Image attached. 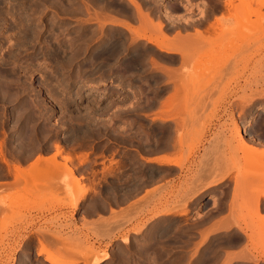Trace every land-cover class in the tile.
Segmentation results:
<instances>
[{
    "label": "rangeland",
    "instance_id": "1",
    "mask_svg": "<svg viewBox=\"0 0 264 264\" xmlns=\"http://www.w3.org/2000/svg\"><path fill=\"white\" fill-rule=\"evenodd\" d=\"M169 1L174 3L173 9L165 16L163 9L168 8ZM203 1H210L213 7L206 10L193 0L191 8L183 9L175 5L177 2L186 5V0H136L153 23H161L170 36L177 32L181 36L193 34L194 28L205 23L198 26L189 22L191 19L202 16L206 21L216 15L211 24L220 22L221 26L212 35L220 36L222 52L211 51L215 36L208 42L185 46L187 52L181 46L184 50L180 48V53L158 51L155 43L144 38L136 37L133 41L131 36L142 33L141 22L137 9L128 0H0V153L25 175L17 172L18 178L13 177L9 190L0 188V264H49L37 252V240L46 238L42 242H48L43 244H51L53 248L71 247L68 242L57 241L58 234L74 240L76 248L70 252L79 254L71 256L87 259L90 264L105 254L110 258L99 264H229L227 259L231 264H264L261 226L264 222L249 209L253 203L245 186L248 178L244 182L239 174L247 165L240 141L245 119L240 114L242 111H235L241 100L249 103L264 98V34L257 32L260 23L259 28L250 27L249 21L242 19L241 26L234 16H228L225 4L230 1L236 4L237 0ZM220 3L224 7L218 9ZM259 10L264 16V6ZM94 12L100 19L94 18ZM170 20L184 21L174 27L177 29L174 34L168 30ZM145 34L156 39L148 31ZM115 39L124 47L116 57L106 58L108 53H98L104 42L118 43ZM174 44L160 45L173 47ZM185 56L192 58L186 61ZM128 65L132 67L127 68ZM208 76L213 79L211 83L206 82ZM192 78L198 81L189 82ZM217 83L222 84L219 89L207 88ZM176 90L186 96L180 113L175 101L174 107L168 110L163 107L166 100L178 95ZM174 98L171 100H177ZM212 129V137L205 138ZM108 140L115 142L111 143L113 146L132 149L129 156H134L130 161L146 165L121 171L115 168L114 160L94 165L103 161L93 156L100 153ZM206 144H215L219 148L218 161L228 162L222 174L227 178L234 172L236 176L231 206H238L237 224L248 233L246 243L236 238L233 244L230 241L220 244L217 263L216 256L203 263V257L213 254L204 247L217 250L220 246L215 243L219 237L230 234L212 237L209 234L204 239L202 225L198 234L188 232L197 226V217L206 206L198 199L184 206L180 203L188 197L170 191L172 179L181 178V170L197 179L205 168L203 159L200 157L189 166L186 162ZM57 145L61 152L55 156ZM171 146L174 168L162 162ZM149 147L153 150L145 151ZM49 155L61 163L62 158H70L66 164L76 177L81 175L88 191L85 198L76 202L73 194L77 189L69 180L70 175L65 176L69 174H64L65 168L59 167L57 175L47 177L41 171L44 166L36 164L43 166L36 167L41 171L36 174H42L37 178L34 168L32 172L23 167ZM152 157H160L161 162L151 164ZM1 163L0 158V177L5 178ZM243 182L240 190L237 186ZM136 183H140V193L128 191ZM225 191L229 193V188ZM244 198L249 201L247 205L240 203ZM133 206L136 209L129 218H120L126 224L105 230L102 224L112 219L114 213L119 219ZM182 210L186 213L179 216ZM125 236L130 240L129 245L122 242ZM152 236L159 237L154 240ZM150 239L154 241L151 243ZM147 251L149 255L144 254ZM70 255L67 258H75Z\"/></svg>",
    "mask_w": 264,
    "mask_h": 264
},
{
    "label": "bare ground",
    "instance_id": "2",
    "mask_svg": "<svg viewBox=\"0 0 264 264\" xmlns=\"http://www.w3.org/2000/svg\"><path fill=\"white\" fill-rule=\"evenodd\" d=\"M136 9H137V12L139 13V19H140V22H141V24H140V29H141V31H142V33H140V32H136V35L134 36V37H132L131 36V38H132V40L133 41H136V39L137 38H144V39H146L148 42H152V43H155L157 46L156 47H158V49H159V51H163V52H168V53H180V51H181V49H183V47H181V46H184V49H186V52H187V48L189 47V46H191L194 42H208L209 40H210V37H214L216 34H214V36L212 35V33H215V29L217 30V28L218 27H220L221 26V24H218V23H220V22H218V23H216V24H210V26L205 30V31H202L201 29L199 30V29H194L195 31H193L194 33L192 34H190V33H188V34H184L183 36H181V34H179V32H177V33H175L174 35L175 36H173V35H168L165 31H164V27H163V25L161 24V23H153V21L149 18V16L147 15V13H144L142 10H141V6H139L138 5V2H136V0H128ZM185 1V0H184ZM191 0H186V5H187V8H191V2H190ZM237 3L235 4L234 2L232 3L231 1H230V3H226L225 4V9L224 10H227L226 12H229L228 14H225V16L227 17V15L228 16H231V17H235L237 20H238V22H240V24H241V26L243 25V23H241V20L242 19H246V22H248L249 24V26L250 27H254L255 26V28H259V26L257 27V25L260 23V29L257 31V32H259V34L261 33V34H264V16H262V12H260V10H259V8L260 7H262V6H264V0H237L236 1ZM253 6V7H252ZM169 8V7H168ZM167 8V6H166V9H163V13H165V16L167 15V14H169L170 13V11H169V9ZM185 8H186V6H185ZM258 8V9H257ZM223 10V11H224ZM5 11V10H4ZM10 11V10H9ZM222 11V12H223ZM225 12V13H226ZM222 16L223 17H225L223 14H222ZM23 17V16H22ZM26 17V16H25ZM24 17V18H25ZM171 17V16H170ZM251 17H253V19H255L254 21L252 20V18ZM17 18V17H16ZM94 18L96 19V20H98V19H100L99 18V14L98 13H96V12H94ZM228 18H230V17H228ZM27 20V19H26ZM105 20V19H104ZM248 20V21H247ZM252 20V21H251ZM18 21H19V19H18ZM28 21H29V19H28ZM244 21V20H243ZM242 21V22H243ZM262 21V22H261ZM26 22V21H25ZM245 22V21H244ZM28 23V22H27ZM245 24V23H244ZM247 24V23H246ZM245 24V25H246ZM100 25L102 26L103 24L102 23H100ZM117 25L118 24H115V26L114 27H117ZM192 25V24H191ZM194 27H195V25H194ZM222 27H223V25H222ZM231 27V26H230ZM11 28V27H10ZM184 29H186V28H184ZM146 31H148V33L150 32V34L152 33L153 35H156V39H151L150 37H148V36H146ZM239 31H241V27H240V29H239ZM246 31V30H245ZM253 31V30H252ZM34 32V31H33ZM131 32V31H130ZM238 32V31H237ZM25 33V32H24ZM29 33V32H28ZM32 33V32H31ZM241 33H243V32H241ZM131 35H133L132 33H130ZM212 36H211V35ZM240 34V33H239ZM26 35V34H25ZM32 35H33V33H32ZM177 35V36H176ZM241 35V34H240ZM239 35V36H240ZM236 36H238V35H236ZM137 37V38H136ZM31 38V37H30ZM112 39L114 38L113 36L111 37ZM219 38H220V36L219 35H217V36H215V38H214V40H215V42L212 44V46H211V51H213V52H216V53H218V52H222V50H224V47L222 46V44H220L219 43ZM117 39H119L118 37H117ZM109 41H111V42H114V40H109ZM115 41L117 42L118 40H116L115 39ZM109 43L108 41H106V42H104L103 43V45L101 46V48L99 49V50H102V51H98V53H108V56L109 57H107L105 54H103V55H105L106 56V58H110V57H112V56H114L115 54H117V53H119L120 51H122L123 50V45H121V44H123V43H119V42H121V41H118V43H115L114 45L112 44V43ZM232 42V41H231ZM133 43V42H132ZM162 43H164V44H166V43H169V44H174L175 46H173V47H164V46H161L160 44H162ZM112 44V45H111ZM177 44V45H176ZM202 45V44H201ZM245 45V44H244ZM187 48H186V47ZM244 47V46H243ZM252 47V46H251ZM181 48V49H180ZM54 50H55V48H53ZM183 49V50H184ZM244 49V48H243ZM53 50V53L55 52ZM139 51V50H138ZM190 50H188V52H189ZM244 51V50H243ZM136 52V51H135ZM135 52H131V53H135ZM241 52V51H240ZM58 53V52H57ZM101 53V54H102ZM137 53V52H136ZM181 53H183V51L181 52ZM96 54V53H95ZM117 56V55H116ZM116 56H114V57H116ZM96 57H97V55H96ZM187 57H188V55H187ZM186 56L184 57L185 58V60L186 61H190V59L189 58H192V56L190 57L189 56V58H187ZM105 58V59H106ZM188 60H187V59ZM236 59V58H235ZM182 60H184L183 59V56H182V59H181V61ZM107 61V60H106ZM111 61V60H110ZM102 63V62H101ZM115 63V62H114ZM187 63H189V62H187ZM105 64V63H104ZM190 65V64H189ZM106 66H108V65H106ZM196 66V65H195ZM111 67V66H110ZM186 67H189V66H186ZM116 68V67H115ZM112 69V68H111ZM188 69V68H187ZM107 70V69H106ZM114 70V69H113ZM120 70V69H119ZM199 70V69H198ZM174 71V70H173ZM109 72V71H108ZM172 72V71H171ZM171 72H170V74H171ZM176 72V71H175ZM175 72H173V73H175ZM177 73V72H176ZM224 73V72H223ZM172 75V74H171ZM174 75V74H173ZM209 77V76H208ZM3 78V77H2ZM214 78V77H213ZM213 79L211 78V77H209V78H207L206 79V82H210L211 83V81H212ZM219 80V82H220V79H218ZM198 81V79L197 78H192V79H190L189 80V82H192V83H195V82H197ZM213 82H215V81H213ZM222 82V81H221ZM220 82V83H221ZM64 85H66V84H64ZM177 89V88H176ZM79 90V89H78ZM175 90V89H174ZM187 90V89H186ZM176 91H179V93H180V90H176ZM175 91V93H177L178 95H174V96H172V98L173 97H175L174 99H177V100H171L170 98L168 99V100H166L165 101V103H164V108L165 109H167L168 110V108L170 107V106H173V104L174 105H176V109H178L177 111H179V113H180V110H181V107L183 106V104H184V102H185V98H186V96L185 95H183V94H179L178 92H176ZM185 91V90H184ZM76 92V91H75ZM215 92V91H214ZM180 96H181V99H179L180 98ZM74 98V97H73ZM209 98V97H208ZM211 98V97H210ZM175 101V102H174ZM210 101V100H209ZM63 102V101H62ZM174 102V103H173ZM177 103V104H176ZM174 107V106H173ZM172 107V108H173ZM243 107V106H242ZM183 108V107H182ZM170 109V108H169ZM174 109V108H173ZM172 109V110H173ZM176 109H174L173 111H176ZM172 110H171V112H172ZM173 114H176L175 112H172ZM178 113V112H177ZM180 115V114H179ZM201 116V115H200ZM183 123V122H182ZM185 123H186V121H185ZM238 127V126H237ZM237 127H235V129H237ZM181 128V127H180ZM179 130V129H178ZM237 131H239V130H236V132ZM238 134V133H237ZM28 136V135H27ZM238 139V138H237ZM240 141H242V150L241 151H243L242 153H243V155H245V156H243V158H244V165H248V166H250V167H247V165H246V167L245 166H243V167H245V169H242L241 170V172H244L245 170H246V172H248V171H259L260 172V169H261V167H262V172H263V170H264V160H262V157H264L263 155H262V153H254V155H253V153L251 154V152H246V150H248L250 147L247 145V143H243V136L240 138ZM234 142V141H233ZM249 143V142H248ZM20 144V143H19ZM55 148H56V154H55V156H57V154H59L60 152H61V147H59L58 145L57 146H55ZM256 148V147H255ZM245 150V151H244ZM262 152V151H261ZM264 154V153H263ZM0 158H1V160L4 162V163H7L6 162V160L4 159V157H3V155L0 153ZM49 158V159H48ZM46 157V159L45 158H43L42 159V157L41 158H37L36 159V162H38V161H42V163H43V161H44V163H43V166H44V168L46 167H48V169L50 168L51 170H44V168H43V166L42 167H40V165H37L38 166V168L39 169H41V168H43V169H41V171L43 172L42 174L44 175V173H46L44 176H49L50 177V175H52V174H55V175H57V171H58V169H59V167H62V168H65V169H62L63 171H65L66 173H64V174H67V173H69V174H67V175H65L66 177H68L69 175V177H71V178H69V180L71 181V182H73V185L76 187V189H77V192L75 193V194H73L75 197H76V202H78V201H80V200H82L83 198H85L84 196L86 195V191H87V189L84 187V183L82 182V180H81V178H80V176H79V178L78 177H76L75 176V174H74V172H73V170L71 169V167H68L67 166V160H69V161H71L70 160V158L69 157H65V158H62L63 159V163H59V162H56L55 160V157H54V155L53 156H50V157ZM247 162V163H246ZM39 163V162H38ZM9 164V163H8ZM205 164V163H204ZM263 164V165H262ZM7 165V164H6ZM29 166V165H28ZM37 166H34L33 168L35 169V174L36 173H38V168H36ZM57 167V168H56ZM33 168H31L30 170L33 172ZM241 168V167H240ZM12 169V170H11ZM11 174L12 173H15L14 175L15 176H17V178H18V175H17V172H18V174H23L24 175V171L21 173L20 171H19V168L15 165V166H12L11 167ZM221 167L219 166V168H218V171L220 172V173H218V176L216 177V182H214L215 184L216 183H219V182H221V181H223L224 180V178H225V174H222V172H221ZM223 170V169H222ZM13 171V172H12ZM41 171L39 170V172L41 173ZM44 171H46V172H44ZM51 171V172H50ZM27 172V171H26ZM48 172H49V174H48ZM53 172V173H52ZM39 173V175H42V174H40ZM51 173V174H50ZM63 173V172H62ZM64 174H63V176H64ZM106 174H107V172H106ZM201 174V173H200ZM239 174H241V173H239ZM239 174H238V176H239ZM244 174V173H243ZM246 174V173H245ZM22 175V176H23ZM27 175V174H26ZM34 175V174H33ZM32 175V176H33ZM39 175H35V177H37L38 178V176ZM250 175H252V174H250ZM259 175V174H258ZM257 175V176H258ZM21 176V175H20ZM19 176V177H20ZM25 176V175H24ZM204 176V175H203ZM241 176H242V178H243V180H244V182H246L247 181V178H251L252 179V181H253V178H252V176H249L248 175V173H247V175H242L241 174ZM248 176V177H247ZM255 176V175H254ZM14 177V176H13ZM34 177V178H35ZM43 177V176H42ZM56 177V176H55ZM199 177V176H198ZM262 177V178H261ZM260 178L261 179H259V182H260V180H262V179H264V175H262ZM28 178V177H27ZM62 178V177H61ZM84 178V177H83ZM241 178V177H240ZM241 178V179H242ZM15 179V178H14ZM251 179H249V180H251ZM16 180V179H15ZM18 180V179H17ZM26 180V178H24V181ZM57 180H59V178L57 179ZM57 180H55V182L57 181ZM248 180V182H247V184L245 185V186H247V185H249V183L250 184H252L253 183V185L254 186H256L255 184H254V182H250ZM20 181V180H19ZM60 181V180H59ZM255 181V180H254ZM26 183H28L27 181H25ZM244 182L242 183V184H244ZM16 183V182H15ZM18 183V182H17ZM16 183V184H17ZM24 183V182H23ZM21 184V183H20ZM29 184H30V182H29ZM51 184V186H54L52 183H50ZM57 184H58V182H57ZM64 184V183H63ZM63 184H61V186L63 185ZM260 184H263V186H261ZM260 184L258 183L257 184V186L258 185H260L262 188V192L260 191L259 193H257V192H254L255 193V195L259 198V195L258 194H260L261 193V196H262V194L264 195V181H263V183H261L260 182ZM27 185V184H26ZM56 185V184H55ZM93 185V184H92ZM253 185H251L252 187H254ZM28 186V185H27ZM59 187H60V189H62L61 188V186L60 185H58ZM240 186V185H239ZM250 186V185H249ZM250 186V187H251ZM242 187V186H241ZM251 187V188H252ZM89 188V187H88ZM248 188V187H247ZM257 188V187H256ZM57 189H59V188H57ZM90 189V188H89ZM258 189H260L259 187H258ZM88 192V191H87ZM257 193V194H256ZM251 195H253L252 194V192H251ZM255 196V197H256ZM255 197H254V195H253V197H252V200H253V202L252 203H254V202H256L255 204H251V207H250V205H249V209L251 210V211H255V210H257V197H256V199H255ZM262 197H264V196H262ZM242 198V197H241ZM240 198V199H241ZM194 199H196V198H193V200ZM245 199V198H244ZM251 200V199H250ZM251 200V201H252ZM256 200V201H255ZM241 201V200H240ZM244 201H246V200H244ZM180 204H182V205H184L185 206V204H187V201H182ZM238 204V203H237ZM134 205V204H133ZM138 205V204H137ZM208 205V204H207ZM236 205V204H235ZM240 205V204H239ZM135 206V205H134ZM133 206V207H134ZM203 206V205H202ZM132 207V206H131ZM131 207H129L128 209H126L125 210V212L122 214V216L121 217H119V219H118V214L116 215L115 213H114V215L115 216H113L112 217V219H108V220H106L102 225H103V227H105V230H107V229H111L112 227H114V226H116L117 225V227H118V224L119 225H121V224H126L127 222H120V218H123V219H127V218H129L130 217V215L132 214V212L136 209L135 207L134 208H131ZM137 207V206H136ZM134 209V210H133ZM137 209H138V207H137ZM135 212V211H134ZM257 212V211H256ZM122 213V212H121ZM166 213V212H165ZM164 213V214H165ZM185 211L184 210H182L178 215L179 216H183V215H185ZM168 214V213H167ZM111 216V215H110ZM119 216H120V214H119ZM252 216V215H251ZM166 218V217H165ZM250 218V217H249ZM263 218V217H262ZM132 219H133V217H132ZM227 220V219H226ZM250 222V221H249ZM255 222V221H254ZM263 222H264V220H263ZM261 223V222H260ZM262 224V223H261ZM101 225V226H102ZM263 228V230H264V226H263V224L261 225ZM155 229V228H154ZM157 230V229H156ZM165 230V229H164ZM161 231V230H160ZM218 231H221V230H218ZM218 231H216V232H218ZM223 231V230H222ZM226 231V230H225ZM164 232H166L167 233V230L166 231H164ZM227 232V231H226ZM264 232V231H263ZM262 232V233H263ZM59 233V232H58ZM202 233H204V232H202ZM206 233V232H205ZM203 234V235H205L203 238L204 239H206L207 238V236L208 235H206V234ZM220 233V232H219ZM148 234H150V232L148 233ZM154 234V233H153ZM157 234V233H156ZM214 234H215V232H214ZM218 234V233H217ZM241 234V233H240ZM155 235V234H154ZM158 235H161V234H158ZM167 235V234H166ZM253 235V234H252ZM254 235H256V234H254ZM261 235V234H260ZM263 235V234H262ZM148 236V235H147ZM259 236V235H258ZM48 237V236H47ZM153 237V236H152ZM157 237H159V236H157ZM156 237V238H157ZM162 237V236H161ZM250 237V236H249ZM255 237V236H254ZM262 237H264V236H262ZM262 237H261V239H262ZM42 238V237H41ZM44 238V237H43ZM56 240L58 241V240H61V241H63V242H68L67 244H69L71 247H62V246H59V247H55V248H53L52 246L53 245H48L47 244V246H46V244H43L44 242L45 243H47L46 241H44V242H42L43 240H45V239H38L37 240V248H38V253H42L41 255H43L44 256V261H47L49 264H79L80 262H82L83 264H90V262L87 260V259H84V260H79L78 259V257H76V255H74L75 256V258H67L68 257V255H70V254H79L77 251H74V252H70V250L71 251H73L76 247H74L75 246V242H74V240L73 239H70V238H68V237H64V235H57L56 237ZM155 238V239H156ZM253 238V237H252ZM256 238V237H255ZM51 239V238H50ZM149 239V238H148ZM152 239H154V237L152 238ZM152 239H150V240H152ZM154 239V240H155ZM160 239V238H159ZM250 239V238H249ZM47 240H48V238H47ZM55 240V239H54ZM145 240H146V238H145ZM154 240H152L151 241V243L154 241ZM158 241V240H157ZM255 241H257V239L255 240ZM53 242V241H52ZM77 242V241H76ZM122 242L123 243H125L126 245H129L130 244V240H129V238L127 237V236H125L124 238H123V240H122ZM156 242V241H155ZM147 243V242H146ZM149 243V242H148ZM148 243L147 244H145V245H148ZM262 243V242H261ZM77 244H78V242H77ZM142 244V243H141ZM143 245V244H142ZM141 246V245H140ZM139 246V247H140ZM154 246V245H153ZM261 246V245H260ZM144 247H146V246H143V248ZM230 247V246H229ZM244 247V246H243ZM261 247H263V243H262V246ZM36 248V249H37ZM147 248V247H146ZM142 249V248H141ZM140 249V250H141ZM150 249V248H149ZM223 249V248H222ZM234 249V248H233ZM146 250V249H145ZM239 250V249H238ZM237 250V251H238ZM212 251V250H211ZM217 251V250H216ZM232 251V250H231ZM262 251H264V250H262ZM141 252H142V250L140 251V254H141ZM204 252V251H203ZM240 252V251H239ZM242 252V251H241ZM231 253V252H230ZM245 253V252H244ZM144 254H150V253H148V251H147V253L145 252ZM138 255H139V251H138ZM212 255V254H211ZM227 255V254H226ZM74 256H69V257H74ZM145 256V255H144ZM200 256V255H199ZM224 256V255H223ZM235 256V255H234ZM237 256V255H236ZM242 256V255H241ZM147 257V256H146ZM206 258L208 257V255L207 256H205ZM205 257H203V258H205ZM209 257H211V256H209ZM225 258H226V256H224ZM245 257V256H244ZM244 257L242 258V259H244ZM250 257V256H249ZM263 257V256H262ZM110 257H109V254H105L104 255V257L101 259V260H98V259H96L93 263H91V264H99L100 262H102V261H105L106 259H109ZM148 258V257H147ZM230 258V257H229ZM232 258V257H231ZM92 259V258H91ZM224 259V258H223ZM237 259V258H236ZM247 259V258H246ZM249 259V258H248ZM247 259V260H248ZM210 260V259H209ZM212 260H213V258H212ZM217 260V259H216ZM229 260V262L230 263H232L231 261H230V259H227L226 261H228ZM253 261H254V259H252ZM237 261V260H236ZM241 261H243V260H241ZM245 261V260H244ZM243 261V262H244ZM250 261H251V259H250ZM129 262V261H128ZM216 262V261H215ZM221 262H222V258H221ZM240 262V261H239ZM256 262V261H255ZM127 263V262H126ZM197 264H198V262H196ZM217 263V262H216ZM219 263V262H218ZM225 264H228V263H226V262H224ZM247 263V262H246ZM222 264V263H221ZM252 264V263H251Z\"/></svg>",
    "mask_w": 264,
    "mask_h": 264
},
{
    "label": "crops",
    "instance_id": "3",
    "mask_svg": "<svg viewBox=\"0 0 264 264\" xmlns=\"http://www.w3.org/2000/svg\"><path fill=\"white\" fill-rule=\"evenodd\" d=\"M213 129L206 132L205 138H211L212 137V135L214 133ZM244 143H246V142H244ZM246 152H251V154L253 153V155H254V153H257V151L255 149H250V148L248 150H246ZM173 153H174L173 152V146H171V149L169 151H166V153H165V157H164L165 160L162 161V162H166V164H165L166 167H170V168L175 167V165L173 163ZM218 153H219V148L215 144H211V145L206 144L202 148H200V150H198L195 153V156L189 157L187 162H186L187 166H189L192 162L198 160L200 157L203 159V163H205L204 164L205 168H203V170L200 172L201 174L199 173V175H198L199 177H197L196 180H193L190 177V172H186V174H185V172H183V170H181L180 171L181 178H179L178 180L172 179L171 185H170V191L172 194H174L176 191H179L181 195H186L188 198L185 200L187 201V203H189L192 201H196L199 195L200 196H206L209 194V195H213V198H215L217 196L220 198V196L223 194V190L225 188H229L228 196L225 199H223V200L219 199L218 201H216L212 198L213 200L210 203H208V205H205L206 207H203V212H202L200 217H203L205 215H207V216L211 215V213L213 211L219 212L217 214V216H212V217L209 216V219H207L206 222L204 224H202V226L204 228L203 232L204 233L206 232L205 234L208 236H209V234H211L210 235L211 237L212 236H220L224 233L235 234L238 238L243 239L244 243H246V241L248 239V233L245 230L240 229L239 225L237 224L239 208H238V206H235V207L231 206L232 195L234 192V180L236 177L234 172H231V174L227 178H226V174H225L224 180L219 182V183L215 184L212 182L218 176V173L220 171V170L218 171L219 167L216 169V165L218 164L223 169V170L221 169L222 173L225 172L226 168L229 165L227 161H218V159H217ZM50 156H53V155L43 156V158L46 159V157L48 158ZM151 160H152V161H150L151 164H158L161 162L160 157H152ZM6 162L7 163H4V162L1 163V165L3 166V169L6 172V174H5L6 177L5 178L0 177V188H3L4 191L9 190V188L12 186L13 176H15L14 175L15 173L11 174V172H10L12 170L11 167L15 166V164L9 163L8 161H6ZM38 162H36V160L30 161L27 164H25L23 167L31 169L36 164L43 165V163H44V161H43V163H42V161L41 162L38 161ZM57 162H59V161H57ZM261 170H262V167L260 169V172L259 171H257V172L256 171L246 172V170H245L244 172L240 171V173L244 176L247 175V173H248L249 176H252V178L254 177L253 180L255 179V182L254 181L253 182L256 183V181H258L259 179L262 178L261 176L264 173V170H263V172ZM250 174H252V175H250ZM249 179H251V178H248V180ZM165 182H166L165 183L166 191L169 192V184H168L169 181L166 180ZM237 187H239L241 190V189H243L244 184L237 186ZM178 188L180 190H178ZM260 191L262 192L261 188H260V190H258V192H260ZM254 192H257V191H253V193H252L255 197L256 195ZM253 195L250 198L251 200H252ZM258 195L260 196L261 193ZM256 197H255V199H256ZM193 198H196V199L193 200ZM257 199H258L257 201H259L258 197H257ZM244 200H246V201H244ZM244 200H242L240 203L247 205L249 201L247 199H244ZM262 200L264 201V198ZM215 201L218 202L217 206L213 205V203ZM252 202H253V200H252ZM255 203L256 202H254L253 204H255ZM257 210H258V202H257ZM257 210H255V211L253 210L252 212H256ZM259 212H260V214H262L261 211H259ZM256 216L258 218H260L257 214H256ZM260 219L264 220V218H260ZM218 230H221V231H218ZM216 231H218V232H216ZM198 232H200V230H198ZM214 232L216 234H214ZM204 236L205 235H203V237ZM208 236H207V238H208Z\"/></svg>",
    "mask_w": 264,
    "mask_h": 264
},
{
    "label": "flooded vegetation",
    "instance_id": "4",
    "mask_svg": "<svg viewBox=\"0 0 264 264\" xmlns=\"http://www.w3.org/2000/svg\"><path fill=\"white\" fill-rule=\"evenodd\" d=\"M216 1L220 2V0H216ZM169 2H168L169 3V5H168L169 8L168 9H169V11H171L173 9L172 5L174 3H172L171 1H169ZM193 3L195 5H201L202 7L205 6L206 8L205 7H203V8H205L206 10H210L213 7L212 3L210 1L209 2H204L203 0H200V1H194L193 0ZM175 6L177 8H180V9H183V7H185V6L187 8V5H185V3L182 4L180 2L179 3L177 2V4ZM222 6H223V3H220V5L218 6L219 7L218 9H221ZM215 16L211 17L209 20L207 19L206 21H205V19H203L202 16H200L198 18L191 19V21H189V22L198 23V26L201 25L204 22L205 24L202 25L203 27H201V28L198 27V28H194V29L195 30L196 29H199V30L201 29L202 31H205L210 26V24L214 20ZM172 21H174V22H172ZM183 23H184L183 20H181L179 22L177 20H170V22L167 23L168 24V30L171 29L172 30L171 32L174 34L175 32H177V29H175L176 25H182ZM165 54H168V53H165ZM131 67H132V65H128L127 66V68H131ZM221 86H222V84L217 83V84L207 85V88L213 90V89H219ZM236 110L239 111V113L242 111V113H240V114H242L243 118L245 119L244 120V126L245 127H244L243 131L241 132V135L244 137L245 142L250 147V149H255L257 152L262 153V155L264 156V154H263L264 153V98L255 99V100H253V101H251L249 103H246V102L241 100L240 103H237L235 105V111ZM237 116H238V112H237ZM106 138H108V137H106ZM111 143H115V142H112V141L108 140V142L105 143L102 146V149H101L100 153L93 156V158H103V161H99V162L95 163L94 165H100L104 161L105 162H110L111 160H114L113 164H117L115 166V168H120V171L121 170H127V169L134 170V169L138 168L142 164H143V166L146 165V163H141L139 161L136 162V160L135 161H130V158H132L134 156L133 154H131L129 156V154H130L129 151H132V149L123 148V146H121V145L116 147V146H113V144H111ZM133 150H135V149H133ZM152 150H153L152 147H149L148 149H145V151H152ZM262 160H264V157H262ZM87 173H89V172H87ZM263 175H264V173H263ZM249 181L251 182L252 180H249ZM263 181H264V179L260 180L261 183H263ZM212 182L214 183L216 181L213 180ZM257 182L260 184V182L258 180L255 183L256 186H254L253 183L252 184L249 183L250 186L251 185L254 186V187L251 186L252 188L249 185H247L248 192H250V193L252 192L253 193V191L260 190V189H258V187L262 188L261 186H263V184H260L261 186L260 185L257 186V184H258ZM137 188H139V189L137 190ZM149 189H151V188H149ZM226 189H228V188H225L223 190V194L220 196V198L218 196L213 198V195H209L208 194V195L203 196V197L199 195L200 198L198 196L197 199H198V201H200V200L203 201L204 205H207L213 199L216 200V201H218L219 199L223 200V199H225L228 196V193L226 194V191H225ZM128 191H132V192L137 191L138 193H140V183H136V185L134 187H132V190H128ZM262 196L261 195L259 196L258 210H257V212H254L260 218H262V217L264 218V201L262 200L264 197H262ZM259 211H261L262 214H260ZM218 213L219 212H217V211H213L211 213V215H208V216L205 215L203 217H197V220H198V221H196L197 226H195L193 228H189L188 232L197 233L198 234L199 226L204 224L206 222V220L209 219V216H211V217L212 216H217ZM236 238H238V237L235 234H230L228 237L222 236V237H219V239L217 240L215 245H217V246L219 245L220 246V244H224L227 241L228 242L230 241V243L233 244V242H234V240ZM204 248L206 250H209V251L212 250L213 254L211 255V258H212V256H216L217 257L216 259L218 261V253L221 251V246L218 247L217 251L215 249H213L212 247H210V246L204 247ZM209 259H210V257L204 258L203 263L204 262L205 263L209 262ZM216 259H215V261H216ZM229 264H231V263H229ZM252 264H255V263H252Z\"/></svg>",
    "mask_w": 264,
    "mask_h": 264
}]
</instances>
